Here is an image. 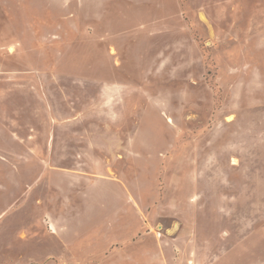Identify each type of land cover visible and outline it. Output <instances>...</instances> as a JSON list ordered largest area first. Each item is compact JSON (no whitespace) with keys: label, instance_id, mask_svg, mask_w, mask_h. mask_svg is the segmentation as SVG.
Wrapping results in <instances>:
<instances>
[{"label":"rangeland","instance_id":"obj_1","mask_svg":"<svg viewBox=\"0 0 264 264\" xmlns=\"http://www.w3.org/2000/svg\"><path fill=\"white\" fill-rule=\"evenodd\" d=\"M261 229L264 0H0V264H252Z\"/></svg>","mask_w":264,"mask_h":264},{"label":"crops","instance_id":"obj_2","mask_svg":"<svg viewBox=\"0 0 264 264\" xmlns=\"http://www.w3.org/2000/svg\"><path fill=\"white\" fill-rule=\"evenodd\" d=\"M239 243L238 246L237 244ZM261 245H264V229L261 230H254L251 231L250 233L240 237L230 248L232 250H239L240 249V254L241 258L244 259L245 257L246 261L245 263L248 262V256H253L255 259L253 260L252 264H264V259L262 258L264 248L260 247ZM255 246V247H254ZM240 247V248H238ZM228 250V253L230 251ZM226 251L223 252L221 255H226ZM256 254V255H255ZM219 257V256H218ZM248 264V263H247Z\"/></svg>","mask_w":264,"mask_h":264},{"label":"bare ground","instance_id":"obj_3","mask_svg":"<svg viewBox=\"0 0 264 264\" xmlns=\"http://www.w3.org/2000/svg\"><path fill=\"white\" fill-rule=\"evenodd\" d=\"M194 199V198H193Z\"/></svg>","mask_w":264,"mask_h":264}]
</instances>
